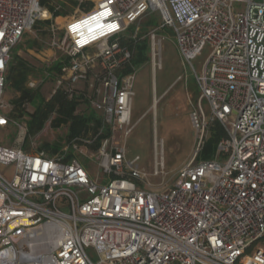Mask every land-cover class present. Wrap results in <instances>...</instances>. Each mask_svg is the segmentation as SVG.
I'll return each mask as SVG.
<instances>
[{"label":"built area","instance_id":"obj_1","mask_svg":"<svg viewBox=\"0 0 264 264\" xmlns=\"http://www.w3.org/2000/svg\"><path fill=\"white\" fill-rule=\"evenodd\" d=\"M70 1L76 14L52 43L69 61L28 87L55 78L54 93L84 96L103 117L99 135L105 127L111 134L96 150L75 138L52 156L26 152L25 137L11 147L0 142V264H264V0H95L90 10L77 5L87 0ZM42 10L40 0H0V128L26 131L9 117L6 72ZM150 12L162 18L148 33L154 61L159 32L170 29L199 91L190 112L195 156L162 189L118 137L135 127L137 75L135 68L121 74L132 52L120 40ZM207 48L198 71L193 61ZM91 78L94 94H76ZM215 121L226 136L212 159L198 160ZM86 159L110 180L94 179ZM6 166L12 177L2 173Z\"/></svg>","mask_w":264,"mask_h":264},{"label":"rangeland","instance_id":"obj_2","mask_svg":"<svg viewBox=\"0 0 264 264\" xmlns=\"http://www.w3.org/2000/svg\"><path fill=\"white\" fill-rule=\"evenodd\" d=\"M57 4L63 6L62 11L65 12L63 16L54 17V14L47 7L48 5L57 7ZM77 5L81 6L80 10H90L96 5V2L95 0H87L81 5ZM41 6L49 12L50 17L42 18L40 16L38 21L41 22L38 29L40 31L33 28L23 39L25 41L36 37L41 38L42 31H49L51 28L49 35L44 37L46 48L40 52L30 47L19 51L21 56L37 67L51 65L60 58H66L63 51L54 48L52 43L55 39H63L64 26L67 21L75 16L78 9L70 0H43ZM46 21H50L51 24H45L44 22ZM37 23L35 26H37ZM161 24L160 13L150 12L136 26V29L138 27V32L143 33V38L148 39V33ZM134 28L135 26H133ZM159 38H163V40L161 48L157 50L156 60L154 61L153 59L151 43L148 39L150 43V61L137 68L136 96L134 98L132 117V124L135 125L134 130L126 138L123 133L118 134L122 146L126 148L128 159L133 160L137 156L140 157V168L148 174L149 183L155 189H162L172 185L178 170L192 161L198 146L196 133L190 122V112L199 96L193 69L190 64H184L182 61L176 38L170 29L160 31ZM91 53L93 54L94 52H89V54ZM209 53L210 50L207 48L199 58L193 61L198 71H200ZM94 70V72L99 71L98 68ZM43 77L42 74L38 73L34 79ZM92 83L94 81L91 78L88 84L80 83L76 86V89L87 91L88 94H94V89L89 87V84ZM55 88L56 80L51 77L46 79L45 83L39 88L34 89L39 92L34 106L28 107L29 111L33 112L34 107L40 102L49 100L54 94ZM16 97L17 93L14 90L6 89L5 102L10 104ZM154 97L158 100L155 106ZM86 109L87 106L81 104L78 111ZM54 118L55 115L52 116L40 133L31 138L28 136L27 119L17 120L21 126L26 128V131L21 132L20 128L15 125L0 128V142L6 147H11L15 145V141H22V138L25 137L24 150L29 146L30 151H35L45 143L53 144L55 142H60L65 147L70 142L66 140L68 126L62 125L59 128H54L52 124ZM87 139L92 140L91 145H93L96 137ZM40 152L48 154L47 151ZM156 156L161 163L158 168L155 162ZM83 164L87 167L92 177L98 179L100 183H106L110 180V178L102 175L95 162L86 159ZM1 171L5 176L12 177L14 167L6 166ZM88 253L94 261H98V255L95 250L88 249Z\"/></svg>","mask_w":264,"mask_h":264},{"label":"trees","instance_id":"obj_3","mask_svg":"<svg viewBox=\"0 0 264 264\" xmlns=\"http://www.w3.org/2000/svg\"><path fill=\"white\" fill-rule=\"evenodd\" d=\"M46 1V0H45ZM43 0H41V4ZM57 7L48 5V9L54 14V17H60L65 14L62 11L63 6L57 4ZM60 7V8H58ZM42 18H49L50 14L46 9L41 11ZM50 25V21L44 22ZM41 22L37 23L34 28L37 31ZM51 29V28H50ZM42 31L41 38H33L29 40L22 39L21 42L13 49L12 59L9 63L6 72V89H12L17 93V97L11 101L12 109L9 112V117L15 120L27 119L28 136L34 137L40 133L46 126L47 122L55 115L52 121L54 128H59L62 125L68 126V133L66 140L71 141L75 138H91L96 137L93 145L88 147L91 150H96L100 146L103 138L111 134V130L105 127L103 133L99 135L103 127V117L99 115L94 109L91 108L89 100L84 96L70 99L69 93L65 89H58L52 97L40 102L34 111L30 112L28 107L34 106L38 90H33L28 87V82L40 73L43 76L45 73L50 72L53 76L61 73V68L65 63H68L69 58H60L54 61L51 65H42L37 67L35 64L24 58L19 54L22 49L28 47L37 50L46 48V41L44 37L48 36L51 30ZM28 35L26 33L24 37ZM23 37V38H24ZM123 47H127L132 52V59L126 68L121 71V74H128L139 66L150 61V43L148 39L143 38V33H136V27L129 28L125 35L120 40ZM76 94H88L87 91H78ZM81 104H85L87 109L78 111ZM226 136L225 130L220 122L215 121L211 124L208 137L205 144L198 154V160L212 159L216 153L218 143ZM25 146V145H24ZM63 144L55 142L53 144L45 143L35 151H30L29 146L26 152H40L47 151L49 155H55L61 151Z\"/></svg>","mask_w":264,"mask_h":264},{"label":"crops","instance_id":"obj_4","mask_svg":"<svg viewBox=\"0 0 264 264\" xmlns=\"http://www.w3.org/2000/svg\"><path fill=\"white\" fill-rule=\"evenodd\" d=\"M155 99H156V97H154V104H155ZM157 100V99H156ZM157 102H158V100H157Z\"/></svg>","mask_w":264,"mask_h":264},{"label":"bare ground","instance_id":"obj_5","mask_svg":"<svg viewBox=\"0 0 264 264\" xmlns=\"http://www.w3.org/2000/svg\"><path fill=\"white\" fill-rule=\"evenodd\" d=\"M157 103V102H156ZM156 104H154V106H155Z\"/></svg>","mask_w":264,"mask_h":264}]
</instances>
